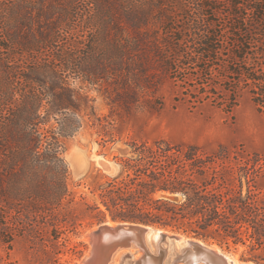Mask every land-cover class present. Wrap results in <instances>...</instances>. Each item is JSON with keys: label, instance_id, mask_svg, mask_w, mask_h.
I'll use <instances>...</instances> for the list:
<instances>
[{"label": "trees", "instance_id": "obj_1", "mask_svg": "<svg viewBox=\"0 0 264 264\" xmlns=\"http://www.w3.org/2000/svg\"><path fill=\"white\" fill-rule=\"evenodd\" d=\"M162 80L228 112L245 91L264 116V0H0L5 204L28 207L57 241L73 202L61 139L81 127L71 86L113 81L126 95L155 93ZM129 147L115 177L89 184L91 204L80 197L82 219L155 225L226 250L240 244L244 261L264 264L258 159L235 173L198 146Z\"/></svg>", "mask_w": 264, "mask_h": 264}, {"label": "rangeland", "instance_id": "obj_2", "mask_svg": "<svg viewBox=\"0 0 264 264\" xmlns=\"http://www.w3.org/2000/svg\"><path fill=\"white\" fill-rule=\"evenodd\" d=\"M44 1L53 6L64 2ZM71 87L81 127L61 139L73 202L60 211L73 226L62 227L64 233L52 242L47 228L33 219L28 207L8 206L0 197V264H78L87 253L86 232L96 225L82 219L80 197L91 204L89 184L115 177L119 159L131 156L132 142L198 146L206 155L227 158L235 173L241 172L245 162L258 159L255 170L264 173V116L245 91L228 112L202 99L193 102L168 80H162L155 93L131 90L124 95L113 81ZM51 126L57 128L53 121L47 127ZM218 247L237 254L238 261H244L241 256L248 252L240 244L227 250Z\"/></svg>", "mask_w": 264, "mask_h": 264}, {"label": "water", "instance_id": "obj_3", "mask_svg": "<svg viewBox=\"0 0 264 264\" xmlns=\"http://www.w3.org/2000/svg\"><path fill=\"white\" fill-rule=\"evenodd\" d=\"M88 231V256L84 254L81 264H233V253L215 244L155 225L108 219ZM154 232L157 236L149 243ZM180 239L183 243L173 250V244ZM115 257L117 260L113 262Z\"/></svg>", "mask_w": 264, "mask_h": 264}, {"label": "bare ground", "instance_id": "obj_4", "mask_svg": "<svg viewBox=\"0 0 264 264\" xmlns=\"http://www.w3.org/2000/svg\"><path fill=\"white\" fill-rule=\"evenodd\" d=\"M112 225V224H111ZM89 233V232H88ZM88 233L85 235V237H84V239L86 240V242H87V244H88V238H87V235H88ZM156 236H157V234L154 232L153 234H151V237H150V239H149V243H152L153 242V240L156 238ZM183 243V240L182 239H180L179 240V242L178 243H175V244H173V246H172V248H173V250L174 249H178V246L179 245H181ZM237 255V254H236ZM236 255H234L233 256V264H241V263H239L238 262V258H237V256ZM86 256H88V253H85V257ZM116 260H117V257H115V258H113V262H116ZM82 262H79L78 264H81Z\"/></svg>", "mask_w": 264, "mask_h": 264}]
</instances>
